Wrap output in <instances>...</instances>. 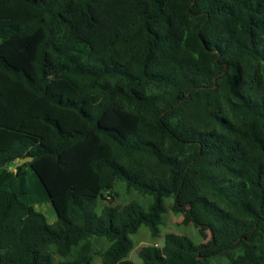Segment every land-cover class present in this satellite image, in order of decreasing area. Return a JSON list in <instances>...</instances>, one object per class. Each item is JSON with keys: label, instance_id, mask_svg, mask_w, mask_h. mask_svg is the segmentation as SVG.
<instances>
[{"label": "trees", "instance_id": "16d2710c", "mask_svg": "<svg viewBox=\"0 0 264 264\" xmlns=\"http://www.w3.org/2000/svg\"><path fill=\"white\" fill-rule=\"evenodd\" d=\"M165 198L208 238L142 264H264V0H0V264H133Z\"/></svg>", "mask_w": 264, "mask_h": 264}, {"label": "rangeland", "instance_id": "374dc122", "mask_svg": "<svg viewBox=\"0 0 264 264\" xmlns=\"http://www.w3.org/2000/svg\"><path fill=\"white\" fill-rule=\"evenodd\" d=\"M10 166L9 168H11ZM24 176L27 178V181L29 182V175L27 167H24ZM26 181V182H27ZM113 197H112V204L114 203H125L130 200H135L139 204H141L143 207L147 205L149 202V197L147 196H141L135 193L134 191H125L124 185L122 182H118L113 187ZM104 198L110 199L108 196H104ZM108 199H101L98 202L101 203H107ZM165 204H166V211L162 214L161 223L159 224V231L157 236L152 237L149 235L148 231L144 229L143 227H140L136 233L131 234L130 237L133 241V248L130 250V252L127 255V259H129L133 264H142L140 261V258L137 255V251L145 245H154V246H160L162 244V238L165 233H175V234H184L188 236L194 243H198L201 241H204L208 238L206 236L205 239H201L200 235L197 233L196 228H194L192 225H182L180 224L181 214L180 213H173L169 209V198H165ZM33 207L35 210L41 212L46 221L48 223H52L56 220L55 212L47 200H40L37 199V196L34 195V203ZM95 248L103 247V241H98L95 243ZM93 264H100L99 258L97 255L93 256Z\"/></svg>", "mask_w": 264, "mask_h": 264}, {"label": "water", "instance_id": "95a60500", "mask_svg": "<svg viewBox=\"0 0 264 264\" xmlns=\"http://www.w3.org/2000/svg\"><path fill=\"white\" fill-rule=\"evenodd\" d=\"M213 80H214V78H213ZM212 87H214V84H212ZM28 160H29V157H23V158H19V159H17V160L14 162V164H13V168H14L15 166H17V165H20V164L23 163V162L28 161Z\"/></svg>", "mask_w": 264, "mask_h": 264}]
</instances>
